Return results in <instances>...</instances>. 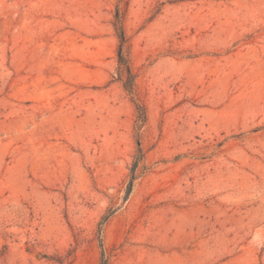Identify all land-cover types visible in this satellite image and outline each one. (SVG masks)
<instances>
[{
	"label": "rangeland",
	"instance_id": "1",
	"mask_svg": "<svg viewBox=\"0 0 264 264\" xmlns=\"http://www.w3.org/2000/svg\"><path fill=\"white\" fill-rule=\"evenodd\" d=\"M102 256L264 264V0H0V264Z\"/></svg>",
	"mask_w": 264,
	"mask_h": 264
},
{
	"label": "trees",
	"instance_id": "2",
	"mask_svg": "<svg viewBox=\"0 0 264 264\" xmlns=\"http://www.w3.org/2000/svg\"><path fill=\"white\" fill-rule=\"evenodd\" d=\"M113 27L116 32V37L119 41L118 50H117V63H118V81L121 83L122 88L125 92H127L131 98L134 97V84H133V76L131 75L129 71V67L127 65L126 57L123 53V44L125 42V36L124 31L122 29L121 25V18L119 14V10H116V14L114 16V23ZM136 113H137V122L142 124L145 121V111L142 106L135 104ZM140 159V155L136 157L132 169H131V177L130 181L128 183V188L126 191V198L129 196L132 187H133V180H134V173L138 164V161ZM100 264H107V261L101 257Z\"/></svg>",
	"mask_w": 264,
	"mask_h": 264
}]
</instances>
